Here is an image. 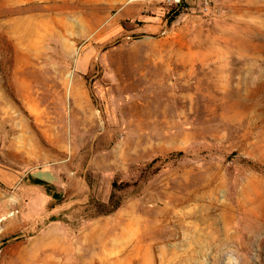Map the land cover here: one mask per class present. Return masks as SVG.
Instances as JSON below:
<instances>
[{"label":"rangeland","instance_id":"1","mask_svg":"<svg viewBox=\"0 0 264 264\" xmlns=\"http://www.w3.org/2000/svg\"><path fill=\"white\" fill-rule=\"evenodd\" d=\"M0 264H264V0H0Z\"/></svg>","mask_w":264,"mask_h":264},{"label":"bare ground","instance_id":"2","mask_svg":"<svg viewBox=\"0 0 264 264\" xmlns=\"http://www.w3.org/2000/svg\"><path fill=\"white\" fill-rule=\"evenodd\" d=\"M4 77V76H3ZM6 80H8V79H6ZM9 83V82H8ZM4 84V83H3ZM6 84V83H5ZM8 91V90H7ZM130 91H132L131 93H130V96H129V99H128V101H129V103H131L132 104V102L133 101H135V99H136V96H137V94H136V92L135 91H133V87L130 89ZM123 90H121L120 91V94H119V97H117L116 99H114L113 101H112V103L114 104V108H113V110L115 111V114H116V116L118 117V119H121V118H119V115H118V113H117V111L119 112V109L117 108L118 107V105L116 104V101H117V99L118 98H120L123 94ZM122 114V113H121ZM92 119H94V117H92Z\"/></svg>","mask_w":264,"mask_h":264},{"label":"crops","instance_id":"3","mask_svg":"<svg viewBox=\"0 0 264 264\" xmlns=\"http://www.w3.org/2000/svg\"><path fill=\"white\" fill-rule=\"evenodd\" d=\"M43 170H40V172H37L36 174H32V177L33 178H30L29 180H30V182H31V184H33V185H40L41 184V186H48L49 184H50V179H49V177H47V178H45V179H43V177H41L40 175L41 174H47V173H45V172H42ZM30 177V176H29ZM37 178H39V179H43L44 181H43V183H40V182H38V180H37Z\"/></svg>","mask_w":264,"mask_h":264},{"label":"built area","instance_id":"4","mask_svg":"<svg viewBox=\"0 0 264 264\" xmlns=\"http://www.w3.org/2000/svg\"><path fill=\"white\" fill-rule=\"evenodd\" d=\"M212 0H202L205 8H207Z\"/></svg>","mask_w":264,"mask_h":264}]
</instances>
